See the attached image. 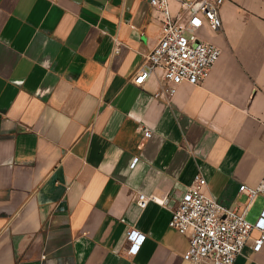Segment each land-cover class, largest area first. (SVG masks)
<instances>
[{
    "label": "crops",
    "instance_id": "0c3cea01",
    "mask_svg": "<svg viewBox=\"0 0 264 264\" xmlns=\"http://www.w3.org/2000/svg\"><path fill=\"white\" fill-rule=\"evenodd\" d=\"M220 16L210 77L170 96L133 81L161 38L150 0H0V264H193L169 223L197 175L257 222L264 198L239 188L264 175V0ZM155 191L169 204L140 208ZM259 235L235 264H264Z\"/></svg>",
    "mask_w": 264,
    "mask_h": 264
},
{
    "label": "built area",
    "instance_id": "2783aa9c",
    "mask_svg": "<svg viewBox=\"0 0 264 264\" xmlns=\"http://www.w3.org/2000/svg\"><path fill=\"white\" fill-rule=\"evenodd\" d=\"M228 0H150L161 23V38L146 55L143 67L133 79L143 85L154 74L167 85L170 96L183 83L203 84L211 75L222 51L201 37L204 29L218 32L222 27L220 11ZM119 43H117L118 45ZM118 48V47H117ZM145 139L152 131L144 129ZM135 159L133 165L137 163ZM207 180L197 175L192 186L172 210L169 226L189 235V248L184 260L193 264H235L247 246L254 230L260 235L254 244L259 252L264 246V210L256 223L245 217V211L224 207L207 192ZM240 193L247 195L248 207L264 198V175L257 185L243 184ZM168 205V193H140L137 204L145 209L150 202ZM129 253L136 255L147 236L136 229L127 231ZM251 261H248L250 264Z\"/></svg>",
    "mask_w": 264,
    "mask_h": 264
}]
</instances>
